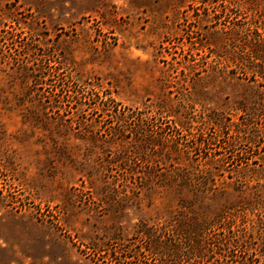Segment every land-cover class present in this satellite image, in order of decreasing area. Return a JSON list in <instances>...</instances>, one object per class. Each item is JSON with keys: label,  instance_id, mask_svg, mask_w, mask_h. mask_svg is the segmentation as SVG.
<instances>
[{"label": "rangeland", "instance_id": "rangeland-1", "mask_svg": "<svg viewBox=\"0 0 264 264\" xmlns=\"http://www.w3.org/2000/svg\"><path fill=\"white\" fill-rule=\"evenodd\" d=\"M0 264H264V0H0Z\"/></svg>", "mask_w": 264, "mask_h": 264}, {"label": "trees", "instance_id": "trees-1", "mask_svg": "<svg viewBox=\"0 0 264 264\" xmlns=\"http://www.w3.org/2000/svg\"><path fill=\"white\" fill-rule=\"evenodd\" d=\"M145 234V238L148 237V233H144ZM198 238L195 239V242L198 244L199 241L197 240ZM122 247H119V249H121ZM122 250V251H121ZM120 251H118L119 253H125V254H130V255H126V257H132L133 255H131V253L135 250V249H131V248H128L127 249H121ZM139 249H136L134 254H139ZM117 259V258H116Z\"/></svg>", "mask_w": 264, "mask_h": 264}]
</instances>
